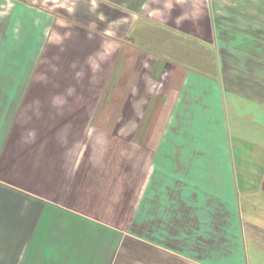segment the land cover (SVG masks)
<instances>
[{
  "label": "crops",
  "instance_id": "crops-1",
  "mask_svg": "<svg viewBox=\"0 0 264 264\" xmlns=\"http://www.w3.org/2000/svg\"><path fill=\"white\" fill-rule=\"evenodd\" d=\"M132 11L128 35L154 24L213 61L156 55L172 80L154 104L129 67L128 102L103 105L0 70V264H264V0Z\"/></svg>",
  "mask_w": 264,
  "mask_h": 264
},
{
  "label": "rangeland",
  "instance_id": "rangeland-1",
  "mask_svg": "<svg viewBox=\"0 0 264 264\" xmlns=\"http://www.w3.org/2000/svg\"><path fill=\"white\" fill-rule=\"evenodd\" d=\"M139 3L140 0H0V70L9 77L18 72L27 76L31 73L25 88L90 89L93 95L86 96L89 103L94 104L100 95L103 105L105 99L115 96L122 98L120 103L128 102L123 82L129 67L132 87L137 86V94L144 86L150 89L153 96L149 104H154L160 98L158 92L163 93L172 80L171 72H159V64L164 62L156 55L197 61L202 66L213 61L215 55L201 43L150 23L139 25L136 32L128 35L125 26L139 21L140 12L132 11L130 19L119 17V12L130 11V6ZM130 36L135 39L133 45L129 44ZM79 45L84 51L71 55L70 49ZM40 99L43 97L36 96L34 102ZM143 101L145 98L140 103ZM105 111L111 118L116 114L119 121L127 115L120 109L115 113ZM152 112L147 110L148 118Z\"/></svg>",
  "mask_w": 264,
  "mask_h": 264
}]
</instances>
